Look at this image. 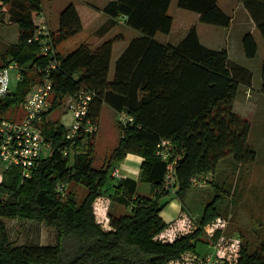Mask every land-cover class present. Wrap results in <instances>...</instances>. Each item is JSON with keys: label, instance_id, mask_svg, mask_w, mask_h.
Wrapping results in <instances>:
<instances>
[{"label": "trees", "instance_id": "16d2710c", "mask_svg": "<svg viewBox=\"0 0 264 264\" xmlns=\"http://www.w3.org/2000/svg\"><path fill=\"white\" fill-rule=\"evenodd\" d=\"M170 1L117 0L103 8L110 16L125 15L131 27L146 32L143 45L136 50L131 44L116 62L113 82L108 81L112 42L93 51L81 45L62 56L57 52L82 29L74 6L60 13L58 30L50 33L58 63L49 74L52 93L46 116L60 108L65 98L84 91L92 94L87 118L96 125L105 107L116 115L124 112L132 121L124 126L117 122L118 144L103 163L96 165V134L77 136L70 146L64 138L66 128L45 119L41 130L50 144V154L39 159L29 178H23L18 168L2 173L0 264H174L192 255L200 259L197 244H208L204 230L220 216L219 195L204 207L194 229L172 242L158 237L167 226L159 214L171 196L182 203L192 186L191 179L213 173L222 159L231 156L237 165L255 161L256 152L248 143L250 123L232 109L239 86H250L252 74L230 64L225 49L202 46L195 27L175 46L154 41L156 32L170 31ZM243 4L264 40V19L255 15H260L255 8H264V0H244ZM1 7H6L9 22L18 27L17 44L6 47L1 61L9 57L26 71L15 90L0 98V121H18L29 89L40 81L35 67L44 68L48 63L39 56L38 44L29 42L38 28L33 20L43 7L38 0H3ZM177 7L199 14L203 24L227 27L230 23L216 0H178ZM141 14H160V23L150 24L146 30L135 20ZM243 48L247 59L255 57L257 46L251 34L243 37ZM260 79L264 94V56ZM162 139L169 140L180 155L173 167L175 185L168 190L163 187L167 163L155 155ZM64 147L72 150L65 158L61 154ZM127 154L142 158L139 181L149 184L147 197L132 199L133 194L126 190L119 197L123 183H112V172ZM60 185L65 186L63 195L57 190ZM70 186L85 191L80 195L70 190L67 193ZM109 190L118 195V201L129 202L131 208L121 217L109 214L105 227L95 216L94 203ZM3 218L44 222L54 229L56 243L13 246ZM214 233L213 241L220 234L217 230ZM234 264H264V242L253 249L241 244Z\"/></svg>", "mask_w": 264, "mask_h": 264}, {"label": "crops", "instance_id": "0c3cea01", "mask_svg": "<svg viewBox=\"0 0 264 264\" xmlns=\"http://www.w3.org/2000/svg\"><path fill=\"white\" fill-rule=\"evenodd\" d=\"M115 1L117 0H45L42 2V12L37 17V21L35 19L33 22L37 27L45 26L50 33H54L59 27L60 13L67 6H74L81 22L82 29L73 38L68 40L71 43L70 48L72 49L65 51L64 55L81 45L87 46L93 51L98 49L104 43L112 42L108 81L113 82L115 65L118 59L127 49L130 48L131 44L134 45L132 47L136 50L141 47L144 43L141 39L143 38V34H146V32H142L131 27V25L127 23V17L125 15L120 14L110 16L103 12V8L107 4ZM243 1L244 0H216L218 8L230 19V23L227 27H221L201 23L199 21V14L179 9L177 7L178 0H171L167 11V15H169L172 19L170 31L168 34H163L159 31L156 32L153 40L163 45L169 44L175 46L184 39L191 27H195L199 43L202 46L212 50L225 49L227 51L230 64H235L248 70L252 74L251 85L239 86L233 101L232 109L236 115L250 122L251 126L248 142L252 139L255 142L258 141V144H262V140H264V94L260 91V69H257L258 75H256L252 69L251 63H253L252 61L256 59L260 48L262 49L264 46V40L257 31L253 16H251L249 11L245 8ZM255 9H258L260 14L258 15V13L254 11L257 18L263 20L264 8L257 6ZM160 19V14L156 16H144V14H141L136 17L135 20L138 24H140V26H144L146 30H149V27H151L150 24H159ZM246 34H251L254 37L257 46V53L252 59H247L244 53L243 37ZM5 41L6 42L3 44L1 40V43L3 45L6 44V46L15 45L17 44L18 36L12 42L8 41V39ZM66 42L62 43L58 47L57 52L59 54V48L63 44H66ZM60 55L62 56V54ZM263 56H261L260 63ZM10 60L11 59H8L6 62ZM6 62L4 64H6ZM4 64L1 63L0 66ZM64 100H67L68 103L70 98H65ZM115 116L117 115L115 114ZM252 120L256 121L255 127H253L254 121ZM256 162L257 158L251 164L237 165L231 156L222 159L219 161L215 171L209 174L210 177H208L207 184L200 187L192 186L191 188L195 190H193V192H187L184 201H186V203H191V206H193L196 202H203L202 195H207L208 198L209 189H215L218 191L221 184L228 186L227 195L234 194L235 197L230 198L227 204L223 205L222 212H226L224 218L221 221H219L218 218L214 222H221L216 228L224 233L227 228L226 226H228L227 220L235 215L237 217L236 222L240 226L241 223L239 220H242V215L239 214L240 210H238V204L242 201L241 198L243 195H250V198L251 196L257 195L258 189L264 185V176H258V168L254 166ZM141 163V157L133 154H127L123 161L115 168L116 174L112 175V183L113 185L123 183V186H121V189H123L122 195H125V190L127 194H133L131 197L132 199L137 196L147 197L150 195V186L148 192L140 190V183H143L139 181ZM230 180H232V183H230ZM132 187L134 190H129ZM112 194L113 190H109L108 195L106 194V204L114 200L111 197ZM194 194L196 195L193 196ZM207 204L208 203H206L204 207ZM130 208L131 207L128 202L125 207L126 211L123 212L128 214ZM217 208L220 210L219 205H217ZM187 210L188 211H185L183 202L181 203L175 198V196H171L168 199L166 206L159 214L160 218L167 225L158 236L160 240L164 242H172L178 236L191 230V225L195 227L191 220L196 222L198 216L200 217V214L196 213L193 208H189ZM113 212H115L114 209ZM107 222L108 217L106 223ZM233 235H236V233ZM224 240V235L219 237V239L215 242L205 239V241H207L212 248V252L217 255L218 252L216 247L212 246L216 243L218 244L219 242L222 243ZM228 241H234V239H229ZM239 242L240 244L244 243L241 240H239ZM236 254L234 262L231 264L235 263L237 258ZM191 257L195 256L192 255ZM226 261L228 260L226 259Z\"/></svg>", "mask_w": 264, "mask_h": 264}, {"label": "rangeland", "instance_id": "374dc122", "mask_svg": "<svg viewBox=\"0 0 264 264\" xmlns=\"http://www.w3.org/2000/svg\"><path fill=\"white\" fill-rule=\"evenodd\" d=\"M43 1L45 0H42V2ZM6 10H7L6 7L0 8V64L2 63L1 59L4 50L7 47L6 44L3 45L4 42H6L5 40L8 39V41L12 42L18 36L17 26L16 24L14 23L11 24L9 22V16ZM38 16L35 17L36 21ZM1 40L3 44L1 43ZM70 46H71L70 41L66 42V44H63L59 48L60 54L64 55L65 51L72 49L70 48ZM263 54H264V46L262 47V49L260 48L258 55L256 56V59L252 61L253 63H251L252 69L256 75H258L257 69H260V64H261L260 59L261 56H263ZM8 59L10 58L7 57L3 61V64ZM10 62L11 60L6 62L4 66L8 65ZM13 76H14V72L12 71L10 72V78H13ZM16 86H17L16 82L11 81L10 91L13 92ZM30 89L32 90L33 86H31ZM30 89L28 92L31 91ZM67 104H68L67 100H64L62 106L60 108L53 110L47 116L46 120L51 122H56L57 126H59V124L61 123L64 127L66 128L69 127L70 117L68 116V114H65ZM255 122L256 121H254L253 127H255ZM93 133L96 134L95 142H94L95 164L99 165L100 163H103L104 160H106V158L110 155L111 151L118 144L120 137V132L117 127V116H115V114L112 113L107 107L104 108V111ZM257 142L258 141L255 142L252 139H250L248 143L253 147V149L256 152L257 162L255 163L254 166L258 168L257 174L258 176L263 177L264 176V164H263L264 140H262V144H258ZM85 146H86V140L81 142L82 152ZM4 170L5 168L2 162L0 161V178L2 177V173L4 172ZM208 175L209 174H207V177H210V175L209 176ZM231 181L232 180H230V183H232ZM191 187L189 188L188 192H193V190H195ZM194 187H200V186H194ZM148 189H149V184L140 183V190L148 192ZM227 189L228 186H224L222 184L219 186L218 191H216L215 189H209L210 191L208 192L209 195L208 198L207 195H202L203 202H196L193 204V206H191V203H186V201L183 200L184 209L185 211H188L187 209L193 208L196 211V213H199L201 215L204 209V205L206 203L211 202L212 198H214L216 195H219L220 202L218 203V205L220 206V210L218 209V211L220 217L218 220L221 221L224 218V215H226L225 214L226 212L225 213L222 212L223 205L227 204L230 198L235 197L234 194L227 195ZM69 190L70 192L75 191L78 195L82 194L83 191H85L84 188L78 186L77 187L70 186L69 188H67V193L69 192ZM107 195L106 194L102 195L101 198H99L95 202V207H94L95 216L97 220L105 227H107L106 220L109 214L114 215L116 217L128 215L126 212H123L126 211L125 209L126 204L116 200L118 195H116L113 192L112 199L114 200L106 204L107 199L105 198ZM195 195L196 194H194L193 196ZM115 196L117 197L115 198ZM120 196H122V192L119 194V197ZM241 199L242 201L238 204V210H240L239 214L242 215V220L241 219L239 220V222L241 223L240 226L236 222L237 217L234 215L232 216V218H229V220H227L228 226H226L227 228L225 229L224 233H222L221 231H219V229L216 228L219 225V223H221L219 221L211 223L210 225H208L207 229L204 230L205 235L203 236V238L210 240L211 242L217 241L219 237H221L222 235L225 236V240L222 242L223 245L222 243L219 242L218 244L217 243L214 244L212 247H216V250L218 252L217 256L220 259L226 258L230 264L234 262L235 254L238 253L239 246L241 245L239 240L247 244L248 247L251 249L255 248L258 244L264 242V185L258 189L257 195L251 196V198L250 195H246V196L243 195ZM113 209L115 210V212H113ZM198 218L196 222L191 220V222L195 226L197 225ZM1 221L6 226L9 241L13 246H22V245L48 246V245H54L56 243V233L54 229L45 225L44 222L28 221L22 219H8V218H3L1 219ZM191 228L194 229V226L191 225ZM216 230L217 233L220 234L218 238L215 241H213L215 234L214 232ZM235 233L236 235H233ZM229 239L232 240L234 239V241H228ZM197 253L200 259H203L208 254H215L212 252V248L210 247V245L205 243L197 244ZM174 264H200V263L197 261H190L189 259L184 258L183 261Z\"/></svg>", "mask_w": 264, "mask_h": 264}, {"label": "built area", "instance_id": "2783aa9c", "mask_svg": "<svg viewBox=\"0 0 264 264\" xmlns=\"http://www.w3.org/2000/svg\"><path fill=\"white\" fill-rule=\"evenodd\" d=\"M2 1L0 0V3ZM29 42L38 44L39 56L47 58L48 63L44 68L35 67V70L40 74V81L33 86L32 90L30 89L31 91L25 97L22 105V118L18 121H0V161L5 170L18 168L23 178H29L31 170L37 165L39 159L48 156L51 151L50 144L44 140L41 126L47 117L49 98L52 93L49 74L58 63L56 50L52 47L50 32L45 26L39 27ZM12 71L14 76L10 78ZM24 71L26 68L15 61H11L8 65L0 68V98L11 93V81L16 82V84L20 82ZM91 98L92 94L81 91L76 97L70 98L68 101L65 114L70 117V125L67 128L64 127L66 128L64 138L70 142V146L77 136H86L95 131L96 123L87 118ZM117 119L123 126L132 121L131 117L124 112L118 114ZM71 151V148L64 147L61 154L65 158L72 154ZM155 155L167 163L163 187L165 190L172 189L175 185L173 167L180 155L176 153L173 144L167 139L159 141ZM115 174L114 170L112 175ZM207 182V175H199L191 179L192 186H203ZM57 190L59 194L63 195L65 186L60 185ZM186 258L200 264L229 263L226 259H220L217 254H208L203 259L189 256Z\"/></svg>", "mask_w": 264, "mask_h": 264}]
</instances>
